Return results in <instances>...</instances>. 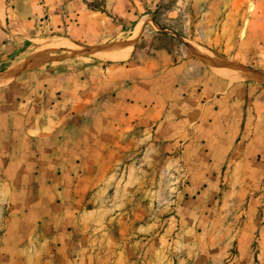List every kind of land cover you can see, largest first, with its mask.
Segmentation results:
<instances>
[{
	"label": "rangeland",
	"instance_id": "1",
	"mask_svg": "<svg viewBox=\"0 0 264 264\" xmlns=\"http://www.w3.org/2000/svg\"><path fill=\"white\" fill-rule=\"evenodd\" d=\"M160 51L250 84L235 146L214 145L226 130L129 127L110 98L82 115L73 100L54 130L59 98L95 93L87 70ZM2 76L0 264H264V0H0Z\"/></svg>",
	"mask_w": 264,
	"mask_h": 264
},
{
	"label": "crops",
	"instance_id": "2",
	"mask_svg": "<svg viewBox=\"0 0 264 264\" xmlns=\"http://www.w3.org/2000/svg\"><path fill=\"white\" fill-rule=\"evenodd\" d=\"M156 54L148 62L137 57L132 65L102 68L100 79H93L94 70H87V83L93 81L90 86L95 89V93L88 91L85 98H59L61 101L58 100V104L65 110L61 117L65 114L67 121L63 125L59 122L61 125L58 127L55 120L54 130H62L67 123L75 122L79 112L80 115L88 112L98 100L110 98V105L105 101L103 108L110 109L113 103L118 104L117 115L129 127L137 122H161L159 131L162 126L164 130L174 128L175 134L180 137L179 142L184 137L181 135H187L190 131L199 132L201 128L220 132L226 130L229 135L220 134L221 140L224 138L225 141H218L214 145L226 149L235 146V138L239 137L248 117V98H254L255 95L251 93L250 84L240 86L237 79L231 78L236 76L231 70L209 66L193 58L177 60L176 53L167 51ZM109 86L112 87L108 89ZM73 100L79 102L77 104L84 112L80 110L73 114L76 111ZM172 103L174 108H170ZM179 110H186L185 115L188 116L180 124ZM177 126L182 128L178 129ZM232 136L235 138L232 139ZM227 138L230 139L229 143ZM60 144L61 140L56 142V145Z\"/></svg>",
	"mask_w": 264,
	"mask_h": 264
},
{
	"label": "water",
	"instance_id": "3",
	"mask_svg": "<svg viewBox=\"0 0 264 264\" xmlns=\"http://www.w3.org/2000/svg\"><path fill=\"white\" fill-rule=\"evenodd\" d=\"M125 47V45H123V46H114V47H103V48H99V49H90L89 51L90 52H93V51H96V50H104V51H114V50H121L122 48H124ZM88 51V52H89ZM193 52L195 53V54H197V56H198V58H200L201 60H205L203 57H201V55L196 51V50H194L193 49ZM79 54H81V53H72L71 54V56H78ZM60 58H58V57H55L52 61H56V60H59ZM202 62H204L205 64H207V65H209V66H215V67H218V68H222V69H226V70H235L234 69V67H224V66H221V65H218V64H216V63H211V62H209L208 60L207 61H202ZM32 66V65H31ZM30 66H27L26 68H29ZM25 68V69H26ZM255 74V73H254ZM7 77H6V79H5V77H0V83H4L5 81H7Z\"/></svg>",
	"mask_w": 264,
	"mask_h": 264
},
{
	"label": "bare ground",
	"instance_id": "4",
	"mask_svg": "<svg viewBox=\"0 0 264 264\" xmlns=\"http://www.w3.org/2000/svg\"><path fill=\"white\" fill-rule=\"evenodd\" d=\"M115 54V53H114ZM107 56V55H106ZM110 56V54H109ZM111 58H115V59H124L126 57V55H121V54H115V55H111ZM224 72V71H223ZM229 72V71H228ZM227 74V73H226ZM232 74V73H231ZM232 79H237L236 77H231Z\"/></svg>",
	"mask_w": 264,
	"mask_h": 264
}]
</instances>
